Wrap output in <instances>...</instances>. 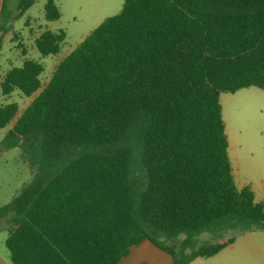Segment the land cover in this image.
I'll use <instances>...</instances> for the list:
<instances>
[{
    "label": "trees",
    "instance_id": "trees-1",
    "mask_svg": "<svg viewBox=\"0 0 264 264\" xmlns=\"http://www.w3.org/2000/svg\"><path fill=\"white\" fill-rule=\"evenodd\" d=\"M8 1L0 49L37 0L7 14ZM45 18H60L54 0ZM65 38L46 30L36 46L57 55ZM43 71L26 59L3 94L33 96ZM249 87L264 89V0H124L21 114L0 105V129L12 124L0 146L37 168L0 206L12 264H120L145 241L190 264L264 231V204L235 182L221 104Z\"/></svg>",
    "mask_w": 264,
    "mask_h": 264
},
{
    "label": "rangeland",
    "instance_id": "rangeland-1",
    "mask_svg": "<svg viewBox=\"0 0 264 264\" xmlns=\"http://www.w3.org/2000/svg\"><path fill=\"white\" fill-rule=\"evenodd\" d=\"M45 1L38 0L23 17L9 21L8 30L2 35L0 105L16 102L19 106V114L49 82L59 62L105 18L118 14L124 3V0H63L62 4H58L60 18L47 21ZM17 3L18 0L8 1L7 14L15 11ZM46 30L54 32L62 30L66 34L60 53L57 55L42 56L37 49L36 40ZM26 59L35 60L43 65L41 88L31 97H26L19 91L4 95L1 90V81L5 74L13 67L22 66ZM221 104L231 144L229 157L234 168L237 163L245 165L249 162H264V89L249 87L236 93H222ZM5 133V129H0V140ZM36 171L37 168L22 156L19 148L5 150L0 146V206L9 204L32 181ZM234 176L239 190L249 185L248 179H250L249 183H254L257 188L262 184L258 182L260 178L256 173H250V177L240 174L243 182H240L237 171L234 172ZM2 224L7 227L5 220ZM231 235L232 233L226 235L222 242ZM7 236L8 233L5 230L0 231V264H12L9 251L5 246ZM200 239L208 240L210 235L205 233ZM168 259L171 263V259ZM150 264L164 263L159 259L151 258Z\"/></svg>",
    "mask_w": 264,
    "mask_h": 264
},
{
    "label": "crops",
    "instance_id": "crops-1",
    "mask_svg": "<svg viewBox=\"0 0 264 264\" xmlns=\"http://www.w3.org/2000/svg\"><path fill=\"white\" fill-rule=\"evenodd\" d=\"M47 1L48 0L45 1V4L47 3ZM54 1L57 5L62 4L63 2V0ZM3 2L4 0H0V14L2 11ZM11 126L9 125L4 128L6 132L11 128ZM233 147L235 146L233 145ZM232 168L233 175L234 172L237 171L240 182H243L240 174L243 176L247 175L248 177H250V173H256V175H258V177L260 178V181L258 182L262 183L259 188H257L254 183H249L250 179H248L247 181V184L249 185H245L243 188L250 186L251 190L254 193L255 200L264 204V162H249L245 165H240L237 163L236 168H234L233 164ZM261 192L263 193V195H261ZM5 231L8 233L7 230ZM151 258L159 259L163 261L164 264H173V259L170 254L155 247L149 241H145L138 246L132 247L130 254L127 257L123 258L120 264H150ZM168 258L171 259V263ZM190 264H264V231H252L240 234L236 237L235 241L232 244L227 245L217 254L210 257L197 258Z\"/></svg>",
    "mask_w": 264,
    "mask_h": 264
}]
</instances>
